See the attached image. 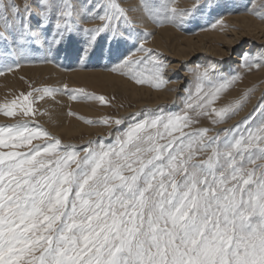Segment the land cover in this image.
<instances>
[{"label":"snow or ice","instance_id":"6c2138e0","mask_svg":"<svg viewBox=\"0 0 264 264\" xmlns=\"http://www.w3.org/2000/svg\"><path fill=\"white\" fill-rule=\"evenodd\" d=\"M173 3L141 0L144 19L180 26L189 13ZM103 8L98 19L108 23L84 30L90 42L104 29L122 37L112 21L124 18L136 26L114 0ZM36 16L38 29L54 21L53 42L76 24L70 0H40ZM32 18L27 0L23 14L15 0H0V41L10 40L17 54L26 55L40 40ZM242 59L249 67L260 66L250 62L249 53ZM147 60L155 87L173 82L165 78L162 60L154 55ZM142 63L125 57L111 70ZM209 73L198 66L192 74L199 83ZM133 78L145 82L143 74ZM236 79L222 78L217 93ZM51 94L45 89L39 98ZM31 95L23 97L24 116L33 113ZM239 106L212 111L222 121ZM18 107L13 100L0 112L14 117ZM255 111L264 116V99ZM190 122L187 116H157L132 125L114 145L79 151L61 148L58 139L27 147L53 138L28 123L0 126V148L9 149L0 151V264H264V120L255 127L244 121L242 131L239 125L226 130L223 139L219 133L205 139L203 129L160 142ZM198 153L210 154L193 162Z\"/></svg>","mask_w":264,"mask_h":264},{"label":"rangeland","instance_id":"374dc122","mask_svg":"<svg viewBox=\"0 0 264 264\" xmlns=\"http://www.w3.org/2000/svg\"><path fill=\"white\" fill-rule=\"evenodd\" d=\"M179 1L180 0H174V6H172L177 7L180 10L187 11L189 15L185 17L183 24H181L180 26L174 25L177 29L176 31L178 32L174 31L173 34H170L169 44H171V46H173L172 43H177L176 40L180 38V36L195 37L197 33L202 35V32H209L215 27H222L223 25H225V23L222 22H225L227 18H231L232 16L237 15V13L238 15L248 14L250 16H254L257 15V13L264 12V3L262 5H259L260 7L257 6L256 9L254 7V9L250 8L251 6L248 7V2H250L251 0H240L242 3H245H243V6H238L236 4V0H196V3L194 5H190L191 7L179 6ZM24 2L25 0H15V3L21 9V14H23ZM27 2L32 5L33 18L29 21L30 26L31 28H33L32 30L34 32H37L40 35L39 42L32 45H42L41 40H43V44L47 45V47H50L52 45L62 44L63 42L65 43L71 38L76 37L79 45L86 47H81L82 51L85 49L84 51L87 52V54L85 55L89 56L91 55L92 51H95L94 48L98 44L100 45L98 46L103 48V50L106 52H109L110 50L115 49L118 46L129 44L128 50H130L129 54L131 55V57L129 55L128 57H130V61H143V63L139 66L133 65V67L131 68H124L123 72L119 71V69L117 71H110L112 72V76L118 75L117 77H122L119 81L116 80V82L118 81V83H116L115 80L113 81L109 79L110 81L108 80L107 82V80L105 79L101 78V80L100 78H97V81L89 82V84L78 80L72 82V84L70 82L71 74L69 73L73 72L74 70L81 69L86 72H91L93 70H98L99 66V69H103L102 71H105L104 73H106L109 72V70L120 65L121 61L112 62L116 60L113 59L109 62H106L108 64L101 63L98 66L92 67L87 66L86 64H82L86 59V56L84 55L85 57H83L82 60L80 58L81 65L78 61H75L78 62L77 64H68L62 61L59 62V65L62 66V68H60V71L65 72L60 75V78H53L52 74H43L41 70H38L34 67L35 65L43 66L44 62H38L37 59H35L31 55H28V50H30L32 45L28 47L26 55H19L12 48L10 40L0 41V108H3L5 104H11L13 100H16L17 104L20 105V107L17 108L18 114L14 117H6L2 112H0V126H14L18 123H28L32 127H39L40 129L47 131L48 129H45L43 126H46L49 129L52 127L54 128L55 126V128L62 126L61 123H59L61 121L62 114L68 116V120L66 122L67 124L73 123L74 125H81L79 134L76 133L74 135H66L65 132H60L58 137L57 135L55 136L54 134L50 133V130H48L47 132L50 134L53 140H48L46 138L36 139L33 140L32 145H28L27 147L37 145L42 146L45 143H52L56 139H58L60 142L70 141L78 144H84V141L87 139L89 140V138V145L92 146H97L99 144H103L105 146L114 145L116 144L117 137L128 131L132 125L143 122L145 120L154 119L157 116L168 117L173 114L179 115L181 116V118L187 116L190 118L191 122L188 126L183 127L182 132H173L171 137L166 136L164 140L160 141L161 143H167L168 140L179 138L185 133H198L203 129L208 130L205 139H207L208 137H215L218 133L221 135V139H223L226 130L237 129V126L239 125V130L242 131L244 127L242 122L244 121H248L253 125V127H255V125L258 124L260 120H264V116H260L259 112L255 111L257 106L262 102V99H264V45L261 46L262 48L258 53L256 51L245 52L250 54V62L261 65L259 67H249L242 59V55L244 52L242 51V49L249 43V40H244L242 44L236 49L240 52H234L236 54H230L228 57L233 64H236L237 61L231 58L238 56L241 57V67H234L235 69L233 68V70L229 72V74L224 73L226 76L222 74V72H220L222 70H226V67L223 66L222 68L221 66H218L216 60H210L209 57L200 52L198 54H195L193 57L190 56L189 59L186 58V61L184 60L180 62L179 67L176 68L177 70L175 71L176 74L174 76L173 74L175 72L173 73L168 69L169 63H171L170 65H174L179 61L171 58L168 59L166 57V54H169V52L167 53L166 51H163L164 48L161 49L160 47L162 46L156 44V42L153 44V46L147 45L145 43L148 41V39L151 41L153 37L151 36L152 34L154 36H157L155 28L149 29L151 30L149 32L148 29L139 27L137 24L135 27H129L128 24L125 23L124 18H121L117 21H112L111 26L122 32L124 34L122 37H114L112 32L104 29L97 35L95 40L91 42L89 41V37L84 31L85 29L102 28L105 23H108L107 21H101L98 19L99 15H104L103 6L108 3V0H70V2L75 7L74 19L76 20V24L69 33H66L63 38L57 39L56 42H53L52 40L54 21L48 23L43 29H37L36 19L38 17L36 16V13L38 12V4L40 3V0H27ZM114 2L118 3L121 8L125 9L127 13H129L128 7L125 6L123 0H114ZM153 2H157V0H153ZM97 4L100 5L99 8L96 7ZM90 13H95V15H90ZM128 17H131V15L129 14ZM203 17L206 19H204ZM214 18L216 21L214 20ZM128 19L130 21H134L132 17ZM209 19L210 21H208ZM88 20H90L91 22ZM206 22L208 24H206ZM163 23L166 22L157 23L156 27L158 28L159 25ZM211 23H213L214 25ZM138 34L142 35L139 37ZM137 37L140 40H137ZM127 39L129 41H127ZM168 46L170 47V45ZM141 48L143 49V51L141 50ZM103 50H101V53L103 52ZM80 52L81 50H79L78 53ZM134 52H136L135 55ZM253 52L255 53V55ZM149 55H154L158 60H162L165 65L167 64V70H165L164 76L168 80L173 81V83H175V78L179 74H185L181 76L179 75L180 77H182L183 83L180 85L181 87L179 86V92L175 94V100L177 101L174 106H170L168 104L169 100L161 103V105H157V102L154 100V98H147L144 97V95H133L134 88L147 87L148 89L153 90V92L166 90L168 86H170V89H175V86H172L171 83L162 85L160 87L154 86L156 82L151 78L150 75L152 65L147 60V57ZM205 56L207 59L205 58ZM254 57L255 59H252ZM14 58L15 61H13ZM77 59H79V57H77ZM102 59L103 58L101 55V57H99L97 61H102ZM202 59H205L206 61H203V64L201 63ZM17 65L19 66L17 67ZM24 66H26V69H24ZM198 66L201 71L204 68H208L210 70V76H208L206 80L199 83L192 74L193 70L197 69ZM63 67L65 70H63ZM132 68H134V71L132 70ZM136 74H143L145 80L143 84L137 83L133 78V76ZM233 75H235L237 79L225 89L217 93L216 90L217 88H219L222 78ZM16 83H18V85ZM45 89L49 90V92H51L52 94L44 95V98L40 99L39 97L44 94ZM29 93L32 94L31 96H29V103H31L32 105L33 113L29 116H24L21 111V108L24 106L23 97L25 95H28ZM73 95L76 96L75 100L71 98ZM85 96L89 97V99H85ZM101 96L105 98V103H101L99 101L98 98ZM145 98L146 100H144ZM208 101H211V103L208 104ZM237 102H239L240 105L239 109L236 111L235 115L231 116V118H225L224 120L220 121L216 118L214 112L212 111V109L219 111L220 109L229 106L235 108ZM145 103L148 105L145 107H140L141 104ZM189 105H191V107H189ZM198 105H205V107L200 108L197 107ZM171 107H174L176 110ZM130 111L135 112L128 114L129 116H123L124 113L127 114ZM105 119L109 120L110 123H102V121ZM116 120H120L121 123L117 125L115 123ZM94 129H97V131ZM111 129L112 133L110 131ZM161 132H163V128H161ZM108 137L110 139L106 141ZM89 145H85L84 147H81L79 149L73 146L72 147L75 150L79 151L85 147H88ZM60 146L61 148H63L62 145ZM27 147L19 149L18 151H27ZM193 147H195V142L193 143ZM8 150L9 149L7 148H0V151ZM209 154L210 153H198L193 162H199V160L206 159L207 155ZM82 155L83 152H81V156Z\"/></svg>","mask_w":264,"mask_h":264},{"label":"bare ground","instance_id":"6f19581e","mask_svg":"<svg viewBox=\"0 0 264 264\" xmlns=\"http://www.w3.org/2000/svg\"><path fill=\"white\" fill-rule=\"evenodd\" d=\"M124 4L126 7H128L129 13L131 17L133 18L135 25L137 24L139 27H144L146 29H151V28H155L156 29V34L157 36H154L153 34L151 36L152 39L151 41L148 39L147 42H145L147 45H152L156 42V44L161 45L162 47H160L161 49L164 48L163 51H166L167 53L169 52V54H166V57L169 59H175L179 62H177V64H172L169 63V71L171 72H175L179 67L180 62L182 61H186V58L189 59L190 56H194L195 54L203 53L205 54L207 57L211 59H214L217 61L218 66H221L223 68L226 67V70H222L220 72H222V74H229V72H231L233 70L234 67L239 68L241 67V62L242 59L241 57H234L231 59H234L237 61L236 64H233L231 62V60L228 58L230 54H236L234 52H238L236 49L242 44V42L244 40H249V43L247 45H245V47L242 49L243 54L247 51H256L257 53L260 52L261 50V46L264 45V12H260L257 13V15L254 16H250L248 14H239L237 13V15L232 16L231 18H227L225 22V25H223L222 27H215L212 30H210L209 32H202L203 34H199L197 33V35L195 37H187V36H180V38H178L176 40L177 43H172V45H176V46H171V44H169V40H170V34L174 33V31H176L177 29L175 28L174 24H171L169 22L160 24L159 27H156V24L154 21L152 20H147L144 19V12L142 10L141 7V0H123ZM264 0H251L250 2H248L250 8H255L259 5H262L264 2H262ZM157 2L159 3V0H157ZM155 2V3H157ZM180 5L179 6H190V5H194L196 3V0H180ZM228 2V1H227ZM230 2V1H229ZM224 3V1H223ZM231 3V2H230ZM228 3V4H230ZM244 3V2H243ZM243 3L240 0H236V4L238 6H243ZM178 4V3H177ZM204 4V3H202ZM245 4V3H244ZM201 5V4H200ZM221 5V4H220ZM174 6V5H173ZM191 7V6H190ZM194 7V6H193ZM215 7V6H214ZM213 7V8H214ZM260 7V6H259ZM94 8V7H93ZM226 8V7H225ZM232 8V7H231ZM253 8V9H254ZM90 9V8H89ZM263 9V8H262ZM206 10V9H205ZM204 10V11H205ZM217 10V9H215ZM230 10V9H229ZM232 10V9H231ZM238 10V9H237ZM244 10V9H243ZM98 11V9H97ZM255 11V10H254ZM96 12V11H95ZM206 12V11H205ZM231 12V11H230ZM201 13V12H200ZM203 13V12H202ZM224 13V12H223ZM240 13V12H239ZM95 14V13H94ZM204 14V13H203ZM206 14V13H205ZM209 14V13H207ZM217 14V12H216ZM231 14V13H230ZM229 14V15H230ZM233 14V13H232ZM220 15V14H219ZM225 15V14H224ZM223 15V16H224ZM228 15V16H229ZM204 16V15H203ZM218 16V15H217ZM226 16V15H225ZM231 16V15H230ZM128 17V18H131ZM207 17V16H206ZM209 17V16H208ZM213 17V15H212ZM219 17V16H218ZM204 18V17H203ZM211 18V17H210ZM93 19V18H91ZM206 19V18H204ZM219 19V18H218ZM224 19V17H223ZM129 20V19H128ZM213 20V19H212ZM215 20V18H214ZM90 21V20H88ZM94 21V20H93ZM198 21V20H197ZM202 21V20H201ZM206 21V20H205ZM210 21V19L208 20ZM216 21V20H215ZM91 22V21H90ZM203 22V21H202ZM122 23V22H121ZM204 23V22H203ZM206 24H208L206 22ZM213 24V23H211ZM218 24V23H217ZM34 25V24H33ZM214 25V24H213ZM35 26V25H34ZM118 26V25H117ZM210 26V25H209ZM36 27V26H35ZM207 28V27H206ZM33 29V28H32ZM38 29V28H37ZM159 29V30H158ZM139 30V29H138ZM145 31V30H144ZM143 31V32H144ZM151 30H149L150 32ZM141 32V31H140ZM178 32V31H176ZM53 33V32H52ZM82 35V34H81ZM132 35V33H131ZM130 35V36H131ZM139 35V34H138ZM142 34L139 35V37ZM150 36V37H151ZM83 37V36H82ZM85 37V36H84ZM132 37V36H131ZM172 37V36H171ZM138 38V37H137ZM149 38V37H148ZM136 39V38H135ZM137 40H140L139 38ZM42 41V45H32V47L30 48V50H28V55H31L32 57H34L35 59H37L38 62H44L43 66H39V65H35L34 67L38 70H41L43 74H52L53 78H60V75L63 74L65 71H60V68H62V66L59 65V62H66L68 64H77L78 62L80 63V61L82 60L83 57H85L87 54L86 51H82L81 47L86 48L85 46H81L79 45L77 38H71L70 40H68L67 42H63L62 44L59 45H52V46H48L43 44V40ZM49 41V40H48ZM127 41H129L127 39ZM144 41V40H143ZM150 41V42H149ZM174 41V40H173ZM87 42V41H86ZM41 43V42H40ZM168 43V44H167ZM99 45V44H98ZM95 46L94 48V52L92 51L91 55L86 56L85 62L82 64H86L87 66H98L99 64H104L106 62H109L113 59H116L115 61L112 62H120L122 60H124L125 57H128V55L131 57L130 50H128L129 48V44L128 45H122V46H118L115 49L110 50L109 52L104 51L103 48L99 47V46ZM139 45V44H138ZM170 45V47L168 46ZM137 47V46H136ZM156 47V46H155ZM158 47V46H157ZM111 49V48H110ZM8 50V49H7ZM11 50V49H10ZM79 50H81L80 53ZM101 50H103V52L101 53ZM143 51V50H142ZM148 51V50H147ZM6 52V51H5ZM133 52V51H132ZM190 52V54H189ZM240 52V51H239ZM253 52V53H254ZM136 52H134L135 55ZM189 55H188V54ZM5 54V53H4ZM132 54V53H131ZM157 54V53H156ZM223 54V55H222ZM85 55V56H84ZM102 55V61H97V59L99 57H101ZM255 55V53H254ZM8 56V55H7ZM13 56V55H12ZM188 56V57H187ZM205 56V58H206ZM235 56V55H233ZM17 57V56H16ZM15 57V58H16ZM22 57V56H21ZM77 57H79V59H77ZM135 57V56H134ZM258 57V56H256ZM261 57V56H259ZM3 58V57H2ZM10 58V57H9ZM15 58L13 61H15ZM81 58V60H80ZM255 58V57H254ZM12 59V58H11ZM58 59V60H57ZM118 59V60H117ZM145 59V58H144ZM207 59V58H206ZM6 60V59H5ZM20 60V59H19ZM11 61V60H10ZM12 61V62H13ZM21 61V60H20ZM27 61V60H26ZM78 61V62H75ZM203 61H205V59L201 60V63L203 64ZM263 61V59H262ZM2 62V61H1ZM4 62V61H3ZM83 62V61H82ZM206 62V61H205ZM259 62V61H258ZM14 63V62H13ZM16 63V62H15ZM21 63V62H19ZM30 63V62H29ZM108 64V63H106ZM115 64V63H114ZM8 65V64H7ZM10 65V64H9ZM79 65V64H78ZM77 65V66H78ZM81 65V63H80ZM167 65V64H166ZM194 65V64H193ZM4 66V64H3ZM11 66V65H10ZM30 66V65H29ZM76 66V65H75ZM83 66V65H82ZM86 66V67H87ZM106 66V65H105ZM203 66V65H202ZM261 66V65H260ZM9 67V66H8ZM26 66H24V69ZM31 67V66H30ZM33 67V66H32ZM111 67V66H110ZM143 67V66H142ZM3 68V67H2ZM78 68V67H76ZM85 68V67H84ZM88 68V67H87ZM100 67L98 66V70H93L91 72H86L83 71L81 69H77L74 70L73 72L69 73L71 74L70 76V82H75L76 80L78 81H83L85 83L89 82H94L97 81V78H102L108 80H120L122 77H117V76H112V70H109V72L104 73L105 71H102L103 69H99ZM135 68V66H134ZM132 68V70L134 69ZM90 69V68H89ZM126 69V68H125ZM235 69V68H234ZM63 70L64 67H63ZM85 70V69H84ZM131 70V71H132ZM140 70V69H139ZM167 70V69H166ZM120 71V70H119ZM134 71V70H133ZM132 71V72H133ZM138 72V71H137ZM219 72V73H220ZM6 73V72H5ZM109 73V74H108ZM139 73V72H138ZM183 73V72H182ZM237 73V72H236ZM239 73V71H238ZM7 74V73H6ZM171 74V73H170ZM176 72L173 74L175 76ZM224 74V75H225ZM49 75V76H50ZM181 75H185V74H179ZM177 76L175 78V83H171V85L175 86V89H170V86H168V88L166 90H162L160 92H153V90L148 89L147 87H142V88H134L133 89V95L134 96H142L144 95V97L147 98H154V100L157 102V105H161V103L165 102L166 100L168 101V104L170 106H174L176 101L175 100V94L177 92H179L180 89V85L183 83V79L180 76ZM34 76V75H33ZM68 76V75H67ZM66 76V78H67ZM210 76V75H209ZM226 76V75H225ZM31 77V76H30ZM48 77V76H47ZM15 78V77H14ZM32 78V77H31ZM48 79V78H46ZM101 79V80H102ZM45 80V79H44ZM104 80V81H105ZM109 80V81H110ZM49 81V80H48ZM64 81V80H63ZM66 81V79H65ZM64 81V82H65ZM118 81L116 83H118ZM122 81V80H121ZM120 81V82H121ZM135 81V80H134ZM133 81V82H134ZM8 82V81H7ZM125 82V80H124ZM37 83V82H36ZM40 83V82H39ZM66 83V82H65ZM106 83V82H105ZM130 83V81H129ZM15 84V83H14ZM18 85V83H16ZM47 84V83H46ZM51 84V83H50ZM73 84V83H72ZM110 84V83H109ZM124 84V83H123ZM122 84V85H123ZM134 84V83H133ZM143 84V83H142ZM125 85V84H124ZM10 86V85H9ZM13 86V85H12ZM68 86V85H67ZM180 86V87H179ZM158 89V88H157ZM178 89V90H177ZM182 90V89H181ZM257 90V89H256ZM128 91V90H127ZM262 92V91H261ZM260 93V92H259ZM128 94V93H127ZM177 96V95H176ZM143 97V98H144ZM62 99V97H61ZM56 100V99H55ZM135 100V99H134ZM146 100V98L144 99ZM253 101V100H252ZM58 103V102H57ZM56 103V104H57ZM167 103V102H166ZM146 104V103H145ZM141 104L140 107H145L148 104ZM57 106V105H56ZM150 106V105H149ZM174 110H176L174 107H171ZM135 111H130L127 114H123V116H129L128 114L130 113H134ZM55 113V112H54ZM58 115V113H57ZM238 119V118H237ZM68 120V116L65 115H61V121L59 123H61L62 126H59L58 128H48L46 126H43L45 129L50 130L49 132L54 134L55 136L57 135L59 137L60 132H65L66 135H74L76 133L79 134L80 132V128L81 125L79 124H67ZM7 121V120H5ZM1 123H5V122H1ZM4 125V124H3ZM2 126V125H1ZM119 127V126H118ZM47 130V131H48ZM97 131V129H94ZM115 130V129H114ZM113 130V131H114ZM112 133V129L110 130ZM110 137V136H109ZM107 138L106 141H108L110 138ZM89 140H85L84 144H78L75 142H61L62 147L65 146H73L77 149L84 147L85 145H89Z\"/></svg>","mask_w":264,"mask_h":264}]
</instances>
